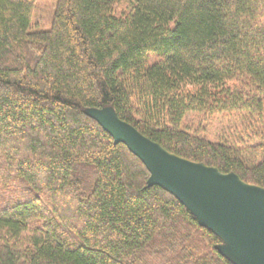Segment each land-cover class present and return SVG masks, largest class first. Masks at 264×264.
Instances as JSON below:
<instances>
[{
  "label": "trees",
  "instance_id": "1",
  "mask_svg": "<svg viewBox=\"0 0 264 264\" xmlns=\"http://www.w3.org/2000/svg\"><path fill=\"white\" fill-rule=\"evenodd\" d=\"M38 3L0 0V264H233L86 113L264 188V0H58L47 29Z\"/></svg>",
  "mask_w": 264,
  "mask_h": 264
},
{
  "label": "water",
  "instance_id": "2",
  "mask_svg": "<svg viewBox=\"0 0 264 264\" xmlns=\"http://www.w3.org/2000/svg\"><path fill=\"white\" fill-rule=\"evenodd\" d=\"M86 114L141 160L151 174L150 188L174 195L202 227L222 240L218 249L223 256L233 264H264V188L171 154L111 108Z\"/></svg>",
  "mask_w": 264,
  "mask_h": 264
},
{
  "label": "rangeland",
  "instance_id": "3",
  "mask_svg": "<svg viewBox=\"0 0 264 264\" xmlns=\"http://www.w3.org/2000/svg\"><path fill=\"white\" fill-rule=\"evenodd\" d=\"M57 1L58 0H39L33 23H40L46 29L49 28L50 21L54 16ZM203 121L204 120L194 114H190L187 117V122L194 128H200V133L206 135V138L211 141L232 136L236 129L239 130L241 128L239 125L240 117L237 115H217L216 117H210V119Z\"/></svg>",
  "mask_w": 264,
  "mask_h": 264
}]
</instances>
